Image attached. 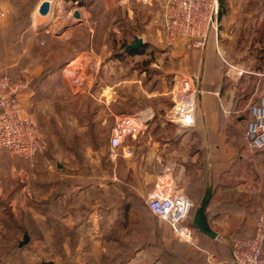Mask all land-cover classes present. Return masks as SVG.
<instances>
[{
    "label": "rangeland",
    "instance_id": "374dc122",
    "mask_svg": "<svg viewBox=\"0 0 264 264\" xmlns=\"http://www.w3.org/2000/svg\"><path fill=\"white\" fill-rule=\"evenodd\" d=\"M9 1L12 10H0V71L26 82L25 103L38 116L48 145L35 161L0 151V264H128L144 246L164 264H187L191 250L199 254L191 264H235L229 255L233 240L222 239L220 249L219 241L213 244L195 229L192 244L152 214L146 202L152 182L132 179L123 168L111 183L108 148L116 117L145 108L165 116L178 77L191 69L190 59L183 67L172 52L176 47L163 41L162 0H67L66 7L98 10L96 44L78 33L64 37L71 24L61 14V25L41 31L45 23L32 12L35 0ZM53 1L61 13L64 4ZM220 4V40L235 35L247 69L264 73V0ZM136 37L144 39L143 50L126 52ZM91 44L96 55L83 54ZM194 150L188 147L187 155ZM189 165L199 174L201 164ZM243 206L245 214L263 208L253 200ZM26 233L30 241L20 248Z\"/></svg>",
    "mask_w": 264,
    "mask_h": 264
},
{
    "label": "crops",
    "instance_id": "0c3cea01",
    "mask_svg": "<svg viewBox=\"0 0 264 264\" xmlns=\"http://www.w3.org/2000/svg\"><path fill=\"white\" fill-rule=\"evenodd\" d=\"M44 1L35 0L32 9L35 17L40 15L42 17L40 22L45 23L41 31L50 33V28L55 29L61 25L56 19L60 14L68 20L67 25L76 23L78 20L74 12L79 10L81 22L79 21L74 28L65 33L64 37H72L78 33L87 44L97 43V30L101 23L96 17L98 10L96 11L95 7L92 5L66 7L68 1L61 0L60 5L64 4V6L62 12L58 14L56 4L53 0H49L52 3L50 13L41 15L38 9ZM96 1L106 4L115 2V0ZM165 1H161L162 16ZM0 10L10 12L12 3L9 0H0ZM220 16L221 18L224 16L222 5ZM50 20L53 21L52 25L49 23ZM66 20L64 21L67 22ZM234 37L235 35L228 33V38L220 40L218 31H213L207 46L203 49L195 48L189 52L185 48L191 47L185 45L172 48L174 55H180L178 58L182 60L183 67H187V62L184 61L190 59V72L181 73L177 83L181 75L196 72L200 76L201 94L194 125L182 126L169 122L166 115L154 116L145 131L128 140L127 143L134 149V155L127 158L120 156L116 161L111 160L110 171L111 179L114 176V180H111L112 185L125 168L124 171L130 178L135 180L141 178L152 182L148 185L151 186L150 193L158 174L163 171L166 164H171L174 177L184 186L185 193L193 202V206L199 196L202 194L203 198L210 189L212 197L208 206V217L218 237L212 238L206 234L204 237H208L213 244L219 241L217 243H221V247H218L220 249L222 243L226 242L222 240L224 238L227 241L228 239L234 241L255 235L257 214H245L247 208L243 206L244 203L248 204V201L253 200L258 206H264V193L261 191L264 187V148H252L246 135L249 105L264 91V73L257 69H247L244 54L241 49L234 47L236 41ZM92 44L91 47L82 49L83 54L96 55ZM223 57H227V60L246 72L230 69L227 73V65L225 66ZM0 74L7 73L0 71ZM181 128L187 131L183 133ZM188 147L195 150L187 155ZM189 162L201 164V169H198L199 174H192L193 168L190 167ZM100 185L105 186L103 182ZM252 187L257 188V194H252ZM173 241V238H170V243ZM139 250V254L128 264H164L162 259L156 260L147 247L144 246ZM210 254L207 249L206 257L210 263H214L209 260ZM198 255L197 251H187L186 263L189 264V261L190 264L193 263V260L199 258ZM229 255L232 257L231 249ZM220 264H228V262L223 260Z\"/></svg>",
    "mask_w": 264,
    "mask_h": 264
},
{
    "label": "built area",
    "instance_id": "2783aa9c",
    "mask_svg": "<svg viewBox=\"0 0 264 264\" xmlns=\"http://www.w3.org/2000/svg\"><path fill=\"white\" fill-rule=\"evenodd\" d=\"M220 13V0H166L163 7L165 45L205 48L212 32L219 29ZM223 61L227 73L230 69L246 72L225 57ZM199 84L198 73L181 75L173 93V107L166 113L169 122L194 125L201 94ZM25 94L26 82L10 74H0V151L7 150L25 160L35 161L47 149L48 139L38 116L26 105ZM248 110L246 135L252 148L263 149L264 91ZM154 116L150 108L118 115L111 128L108 157L112 161L120 156L132 157L134 149L128 140L145 131ZM147 205L171 225L180 239L195 243V228L189 220L193 202L174 177L171 164H166L158 174ZM255 228L254 236L234 240L232 258L235 264H264V206L257 214ZM213 259L211 253L209 260Z\"/></svg>",
    "mask_w": 264,
    "mask_h": 264
},
{
    "label": "water",
    "instance_id": "95a60500",
    "mask_svg": "<svg viewBox=\"0 0 264 264\" xmlns=\"http://www.w3.org/2000/svg\"><path fill=\"white\" fill-rule=\"evenodd\" d=\"M51 1L45 0L39 6V13L41 15H47L51 11ZM75 18H77V22L70 25V28H74L78 22H81V13L79 10H75L74 12ZM144 43V39L141 37H136L132 44H128L125 50L129 49H137L141 44ZM212 197V191L209 189L206 194L203 196L202 200L200 201L199 205L196 207L194 212L192 225L194 228L198 229L201 233L206 234L212 238H217L218 233L212 228L209 217H208V206L210 204V200ZM30 236L29 234H25L23 240L20 242V247L25 246L29 243ZM49 264H54V262H49Z\"/></svg>",
    "mask_w": 264,
    "mask_h": 264
},
{
    "label": "trees",
    "instance_id": "16d2710c",
    "mask_svg": "<svg viewBox=\"0 0 264 264\" xmlns=\"http://www.w3.org/2000/svg\"><path fill=\"white\" fill-rule=\"evenodd\" d=\"M74 1H78V0H74ZM80 4L82 3L81 1L79 2ZM84 3H82L81 5H83ZM207 44H208V42H207ZM145 46V44L143 43V44H141L137 49H129L130 50V52L132 53V54H134V53H136V54H138V53H140L142 50H143V47ZM207 46V45H206ZM169 47H171L172 48V46H169ZM129 50H126V52L127 51H129ZM225 64V63H224ZM225 66H226V64H225ZM109 158V157H108ZM110 159V158H109ZM111 160V159H110ZM195 203V202H194ZM195 205V204H194ZM147 207H148V205H147ZM195 206H193L192 208H191V211H190V224H191V222H192V217H193V215H194V211H195ZM148 209H149V211L152 213V214H154L151 210H150V208L148 207ZM152 214H150V215H152ZM155 216H157L156 214H154ZM158 217V216H157ZM21 242V241H20ZM20 242H19V244H20ZM26 246V245H25ZM19 247H20V245H19ZM24 246H22V247H20V248H23ZM46 264H49V263H46Z\"/></svg>",
    "mask_w": 264,
    "mask_h": 264
},
{
    "label": "bare ground",
    "instance_id": "6f19581e",
    "mask_svg": "<svg viewBox=\"0 0 264 264\" xmlns=\"http://www.w3.org/2000/svg\"><path fill=\"white\" fill-rule=\"evenodd\" d=\"M73 65H75V63H73V64L69 65V67H70V66H73Z\"/></svg>",
    "mask_w": 264,
    "mask_h": 264
}]
</instances>
